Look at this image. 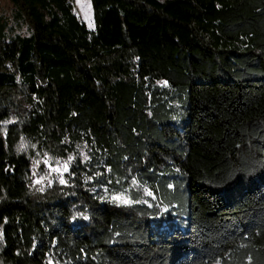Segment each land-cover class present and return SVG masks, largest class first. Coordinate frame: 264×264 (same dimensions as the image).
Instances as JSON below:
<instances>
[{
	"label": "trees",
	"instance_id": "trees-1",
	"mask_svg": "<svg viewBox=\"0 0 264 264\" xmlns=\"http://www.w3.org/2000/svg\"><path fill=\"white\" fill-rule=\"evenodd\" d=\"M11 2L0 264H264V0Z\"/></svg>",
	"mask_w": 264,
	"mask_h": 264
},
{
	"label": "rangeland",
	"instance_id": "rangeland-1",
	"mask_svg": "<svg viewBox=\"0 0 264 264\" xmlns=\"http://www.w3.org/2000/svg\"><path fill=\"white\" fill-rule=\"evenodd\" d=\"M73 5V10L77 14V16L83 20L89 29H94V15H93V7L91 0H70ZM13 4L11 0H0V16L9 17V21L13 26L14 32L19 33H27L28 28L27 24L24 22L18 23L13 18ZM2 121L3 126L7 125L12 121V114ZM41 162L43 163V167H41ZM69 169L68 161H58L52 162L48 158H43L41 160L37 159L34 163V172L36 174L34 183L38 188H44L55 181L65 182L66 181V173ZM112 198L122 199L125 201L129 200V197L121 192H113L110 193Z\"/></svg>",
	"mask_w": 264,
	"mask_h": 264
}]
</instances>
